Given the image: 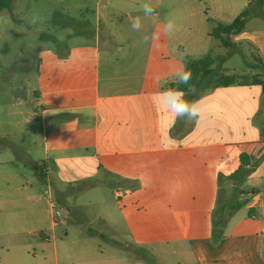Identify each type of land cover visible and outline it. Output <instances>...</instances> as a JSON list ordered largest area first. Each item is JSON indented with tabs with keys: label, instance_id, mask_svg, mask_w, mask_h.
Returning <instances> with one entry per match:
<instances>
[{
	"label": "crops",
	"instance_id": "0c3cea01",
	"mask_svg": "<svg viewBox=\"0 0 264 264\" xmlns=\"http://www.w3.org/2000/svg\"><path fill=\"white\" fill-rule=\"evenodd\" d=\"M52 1L58 6L13 0L12 16L2 11L22 25L20 16L50 13L60 31L67 29L65 15L78 12L80 20L73 23L80 29L65 37L91 35L93 45L70 48L56 36H38H52L56 46L50 61L37 59L34 86L14 81L0 88V140H26L28 149H40L38 160L26 153L27 164L35 171L42 164L47 189L61 185L65 196L73 197L92 185H109L112 208L107 198L96 202L103 205L98 211L89 210L91 201L65 202L59 210L50 203L35 226L53 233L58 228V238L50 243L33 235V243H19L15 252L12 243L0 244V264H46L50 244L52 264H264V88L234 83L202 90L194 98L185 93L187 100L199 102L198 120L176 119L154 99L176 88V73L185 70L187 59L209 56L215 71L228 74L222 64L234 52L244 53L242 43L253 47L251 57L264 69V41L259 45L252 38L261 33L230 35L229 47L217 39L227 54L185 56L184 62L166 56L162 48L154 50L155 11L129 16V10L103 0ZM84 14L92 15V22ZM135 17L143 25L138 32L131 28ZM37 25L24 26L31 30ZM153 50L154 66L147 75ZM16 71L8 70L9 75ZM156 76L163 79L160 86ZM7 163L17 167L11 159L0 166ZM223 182L228 188L221 196ZM234 188L245 191L238 201L244 202L246 216L235 217V211L221 240L213 243L211 212L230 200ZM20 189L28 185L15 188ZM6 218L7 212L0 211L3 227ZM69 229L76 230L74 244L67 241Z\"/></svg>",
	"mask_w": 264,
	"mask_h": 264
},
{
	"label": "rangeland",
	"instance_id": "374dc122",
	"mask_svg": "<svg viewBox=\"0 0 264 264\" xmlns=\"http://www.w3.org/2000/svg\"><path fill=\"white\" fill-rule=\"evenodd\" d=\"M32 1L34 4L58 6L52 0ZM66 1L69 2V0ZM103 2L125 12L129 10V13H127L129 16L144 15L141 5L148 3L157 15L154 50L162 48L166 56H180L184 62L185 56L190 58L194 56L202 57L206 54H227L228 49L218 48V40L214 36H208V33H211L218 23H230L243 11H247V15L242 32L247 34L261 33V35H253L252 38L259 45L264 41V6L260 7L255 0H103ZM84 16L92 22V15L84 14ZM20 18L25 26L38 18L36 21H39V25L27 30L24 25L14 23L5 11L0 13V88H6L10 86V83L13 86L14 81L16 83L22 81L28 87L36 84L37 59L45 58L50 61V51L56 46L50 40H39L38 36L40 34L56 36L70 48L93 45L91 35L86 37L72 36L71 39L65 37L66 34L80 29L79 24L73 23L74 20H80L78 12H69L68 15H65V21H68V24L67 29L63 31L51 24L53 17L50 13L20 16ZM169 18L173 19L176 24V29L170 35L165 34L163 31L166 19ZM179 47L183 49L180 50ZM242 48L244 53L234 52L232 56L223 62L222 68H226L228 74L244 76L245 80L258 78L264 81V69H262L255 56L251 57L253 47L242 43ZM18 49L23 51V55L18 52ZM154 50L148 63L147 75H150L153 70ZM25 62L27 65H21ZM251 63L255 67L252 68ZM20 65L23 67L21 71L19 69ZM14 67L18 71L9 75L8 70ZM216 72L220 71L217 69ZM252 73L254 74L252 75ZM29 147L31 148L26 140L22 142L0 140V161L11 159L17 164L16 168H10L8 163L0 166V211L7 212V218L5 219L7 226L3 227L2 219H0V244L5 243L8 245L12 243L11 251L13 252L16 251V246L19 243H26V245L33 243L31 240L33 235L37 237L45 236L50 243L53 242L54 237L58 238V228L53 233L49 229H37V226H35L36 222L44 219L50 203L59 210L65 202L84 204L91 201L94 204L89 207V210L98 211L103 207V205L96 204L101 198L109 200V208H112L113 202L111 187L107 184L92 185L91 190L77 193L73 197L71 195L65 196V188L61 185H54L52 188L47 189L46 184L41 183L38 178L34 177V168L27 164L28 156L26 153L38 160L41 158L40 149H28ZM9 175H14V180ZM18 185H28V190L20 189V191H16L15 188ZM220 186V195L223 196L228 185L223 182ZM59 192L64 193L63 197ZM32 195L39 196V199L36 201L33 198L29 199ZM229 196H232L230 192ZM246 211V209L240 207L235 212V217L246 216ZM91 228L98 229L97 225H92ZM76 238V230L69 229L67 241L74 244ZM95 239L100 245H104L101 243L100 238ZM63 244H60L59 247ZM34 250L37 254L36 259L40 260L42 254L36 244ZM119 255L122 254L119 253ZM124 255L126 254L124 253ZM44 256L46 264L53 263L51 244Z\"/></svg>",
	"mask_w": 264,
	"mask_h": 264
},
{
	"label": "trees",
	"instance_id": "16d2710c",
	"mask_svg": "<svg viewBox=\"0 0 264 264\" xmlns=\"http://www.w3.org/2000/svg\"><path fill=\"white\" fill-rule=\"evenodd\" d=\"M260 7L264 6V0H255ZM13 0H0V11L7 10L12 16L11 6ZM247 11H243L237 17H235L230 23L221 24L218 23L213 29L211 34L219 40L222 47H229L231 45L230 35L237 34L243 30ZM49 39L55 42L52 36ZM213 60L209 56H205L202 59L190 60L187 59L185 70H188L192 74L191 80L187 85L175 84V87H179L182 91L189 95L190 98H194L199 95L202 90L216 88L220 86H228L231 84H258L264 88V81L258 78L246 79L244 76L224 74L222 72H216L212 68ZM35 174L41 183L45 184V176L43 173L42 164L36 166ZM252 193H257V190L249 189ZM245 192L242 189H233L230 200L221 205H217L211 212L212 234L210 239L213 243H217L222 238L223 229L225 228L228 219L231 215L243 206L244 202L238 201V196Z\"/></svg>",
	"mask_w": 264,
	"mask_h": 264
},
{
	"label": "clouds",
	"instance_id": "9594fccd",
	"mask_svg": "<svg viewBox=\"0 0 264 264\" xmlns=\"http://www.w3.org/2000/svg\"><path fill=\"white\" fill-rule=\"evenodd\" d=\"M141 10L144 15L152 16L154 15V9L148 3H144L141 5ZM38 19V18H36ZM34 19V23L36 22ZM142 21L140 17H135L132 20L131 28L133 31H140L142 29ZM176 29V24L173 19H166L164 24V33L172 34ZM156 38V37H153ZM149 40L148 36L144 37V42L147 43ZM192 74L188 70H181L176 73L175 79L177 84L187 85L191 80ZM155 83L160 86L162 84V77L156 76ZM155 103L159 107H163L166 110H169L176 119H190V120H198L201 114V109L199 107L198 101H189L185 98V92L182 91L179 87L177 88H167L164 91L160 92L155 98Z\"/></svg>",
	"mask_w": 264,
	"mask_h": 264
}]
</instances>
